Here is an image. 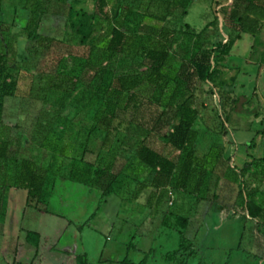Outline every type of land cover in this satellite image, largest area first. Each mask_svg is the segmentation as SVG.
<instances>
[{
    "label": "rangeland",
    "instance_id": "374dc122",
    "mask_svg": "<svg viewBox=\"0 0 264 264\" xmlns=\"http://www.w3.org/2000/svg\"><path fill=\"white\" fill-rule=\"evenodd\" d=\"M95 1L1 0L0 55L14 70L17 89L14 98L4 101L0 137L22 140L35 115V110L28 109L21 99L35 74L14 63L17 45L30 31L38 29L59 48L68 50L56 55V60H61V72L77 76L88 59L93 60L95 68H108L111 73L115 70L114 62H100L107 24L92 18ZM233 3L234 0H192L186 15L176 12L166 25L175 30H184L188 25L198 32L212 30L216 24L214 42H226ZM116 7L117 1L112 0L109 11L114 14ZM228 60H240V66L248 71L231 70L220 62L221 73L215 83L199 86L195 93L199 111L195 128L200 133L197 155L205 154L216 142L226 159L237 146L235 166L241 170L239 156L253 145L256 149L252 156L258 159L252 165L261 169L258 175L264 176V21L259 36H246ZM224 85L233 86L228 97L222 96ZM45 109L54 122V109ZM245 110L249 116L240 114ZM245 125L248 127L243 129ZM261 133L262 140L256 141ZM45 138L50 145L47 149L40 147L44 133L34 134L26 149H17V156L36 160L51 174L42 201L27 204L23 190L6 188L0 192V264H78L84 256L87 264H119L126 257L139 263L145 254H149L148 264H166L164 255L175 251L179 244V218L191 220L186 236L198 253L191 264H264V224L229 215L244 214L245 197H250L244 178L234 185L211 181L208 192L197 197L168 190L160 209L150 203L147 194L137 193L132 202L111 196L97 211L100 191L61 179L68 177L72 167L81 172L87 165L94 169L105 165L104 136L96 134L87 139L85 133L75 130L64 139L63 124L54 122ZM63 143L69 146L65 158L59 154ZM137 173L139 182L150 183L149 172L139 169ZM261 189L264 191V184ZM263 200L258 201L260 205ZM21 228L41 236L37 256L35 249L26 244Z\"/></svg>",
    "mask_w": 264,
    "mask_h": 264
},
{
    "label": "trees",
    "instance_id": "16d2710c",
    "mask_svg": "<svg viewBox=\"0 0 264 264\" xmlns=\"http://www.w3.org/2000/svg\"><path fill=\"white\" fill-rule=\"evenodd\" d=\"M111 1L96 0L92 18L107 24L100 62H114L112 73L108 68H95L90 59L81 65L77 76L61 72V60H56V55L68 50L59 48L38 29L18 43L14 63L35 74L21 99L28 109L35 110V115L22 140L0 137V192L14 188L26 192L27 204L42 201L51 174L36 160L17 156V149H26L36 133H44L40 147L47 149L50 145L45 135L54 122L63 124L64 139L75 130L85 133L87 139L96 134L104 136L105 165L95 169L87 165L81 172L72 167L68 177L61 179L100 191L97 211L111 196L132 202L137 193H144L160 209L168 190L197 197L208 192L211 181L237 184L248 168L232 166V157H223L219 143L213 142L205 154L197 155L200 133L195 128L199 118L195 93L199 86L212 85L220 77V62L231 70L248 71L240 66V60L228 57L242 35L252 39L259 36L264 0H234L230 35L226 42L217 43L216 24L212 30L198 32L188 25L184 30L166 25L176 12L186 15L192 0H116L114 14L109 11ZM16 89L14 70L0 55V120L4 101L14 98ZM222 89V96L228 97L233 86L224 85ZM48 106L54 109V122L45 109ZM240 114L249 116L250 112ZM68 149V144H61V158L66 157ZM139 169L152 175L149 184L139 182ZM245 201L248 217L264 224V206L251 196ZM178 220V247L166 253L163 260L166 264H191L198 255L186 236L191 220ZM20 232L37 256L41 236L23 228ZM148 259L149 254H145L142 261L134 263L126 257L119 264H148ZM82 261L78 264H87L85 256Z\"/></svg>",
    "mask_w": 264,
    "mask_h": 264
},
{
    "label": "crops",
    "instance_id": "0c3cea01",
    "mask_svg": "<svg viewBox=\"0 0 264 264\" xmlns=\"http://www.w3.org/2000/svg\"><path fill=\"white\" fill-rule=\"evenodd\" d=\"M246 36H249V35H246V34L242 35V39L240 41L236 42V44L234 45L232 51L230 52L231 55L233 54V51L235 50V47L240 42H242ZM247 127L248 126L245 125L243 129H246ZM257 138H255L256 141L262 140L263 134L262 133L261 134H258L257 135ZM235 148L236 149L234 150V153L231 156L232 157V166H234V167H236L235 165H236V158H237V152H238L237 151L238 150V147L236 146ZM255 149L256 148L254 147V148H251L250 150H248V152L247 151H244V152H242L240 154V156H239V158H240L239 168L240 169H243L246 166H249L250 167V171H248L246 173V175L244 176V180L243 181H245L246 184H247V186H248L249 195L251 196L252 193H255V195L253 196V200L258 205H260V203L258 201L263 200V197H264V191H262V189H261V186L264 184V176L263 175L262 176L258 175L257 173H259V171L261 169L260 168H259L260 170L259 169H256V167L252 165L253 162L258 159V158H254L252 156V152ZM55 186H56V184H55ZM11 189L15 190L14 188H11ZM257 191H259V192L257 193ZM261 206H264V204L261 205ZM229 215H233L235 218L236 217L237 218H243L246 222H250V223H252V221H255V222L259 221V220H251L248 217V213H247V210H246V204L244 206V214H242L243 215L242 217L236 215L235 212H230Z\"/></svg>",
    "mask_w": 264,
    "mask_h": 264
}]
</instances>
